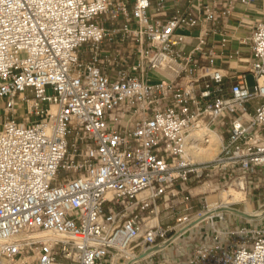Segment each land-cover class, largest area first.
<instances>
[{"label": "built area", "instance_id": "built-area-1", "mask_svg": "<svg viewBox=\"0 0 264 264\" xmlns=\"http://www.w3.org/2000/svg\"><path fill=\"white\" fill-rule=\"evenodd\" d=\"M207 1L162 18L165 0H0V264H138L170 238L155 264H264V216L219 209L264 185V17L224 94L203 46L234 0ZM198 130L210 159L187 148Z\"/></svg>", "mask_w": 264, "mask_h": 264}, {"label": "crops", "instance_id": "crops-1", "mask_svg": "<svg viewBox=\"0 0 264 264\" xmlns=\"http://www.w3.org/2000/svg\"><path fill=\"white\" fill-rule=\"evenodd\" d=\"M189 0H165V10L161 13L164 14L162 18L170 16L177 13V11H182ZM194 2L195 0H191ZM204 3L208 2L203 0ZM151 8H155V0H151ZM264 17V0H234L232 2V7L230 13L224 22H220L214 28L216 33L209 32L207 35L206 43L203 46V52L208 54L209 52L214 54L213 65L220 68L225 76L222 79V86L224 87V94L228 91V86L233 80L230 75L238 74L242 72L244 68V63L241 60L249 58L251 56L250 48L247 44L240 43L236 37H243L249 31L250 26H252L258 19ZM200 29V26L195 25L189 30H180L187 35V40L189 43H178L177 47L183 49L184 53L189 52L196 42V35ZM222 33V34H220ZM233 34V35H232ZM247 74V73H246ZM258 98H253L248 100L244 105L247 112H252L255 105L259 103ZM199 191V188L192 189V192ZM193 207L187 212L193 213L197 208V204L192 201ZM184 211L182 206H177L176 210ZM160 218V223L163 225L172 224L174 221L175 214H167ZM162 213V214H163ZM239 217V216H238ZM242 218V217H241ZM240 219V218H239ZM243 219V218H242ZM170 249V248H169ZM170 251V250H169ZM168 252V250H166ZM161 251L155 254V251L145 257L143 260H150L155 264V255L159 258L166 253ZM139 264V263H138Z\"/></svg>", "mask_w": 264, "mask_h": 264}, {"label": "bare ground", "instance_id": "bare-ground-1", "mask_svg": "<svg viewBox=\"0 0 264 264\" xmlns=\"http://www.w3.org/2000/svg\"><path fill=\"white\" fill-rule=\"evenodd\" d=\"M205 137L207 138L205 139ZM219 142L218 136L212 130H208V134L206 135H203V132L198 130L193 132L189 137L187 148L195 159H210L217 153ZM208 184V182H205L202 187L197 188L199 190L207 189L209 187ZM243 188L244 183L235 182L233 185H229L223 189L219 194L223 205L245 201V191ZM113 264L124 263L123 261L116 260V257H114Z\"/></svg>", "mask_w": 264, "mask_h": 264}, {"label": "rangeland", "instance_id": "rangeland-1", "mask_svg": "<svg viewBox=\"0 0 264 264\" xmlns=\"http://www.w3.org/2000/svg\"><path fill=\"white\" fill-rule=\"evenodd\" d=\"M107 26H110L109 23H106ZM246 80L248 84L251 86L254 83V77L251 73L246 74ZM4 99L0 98V120L4 117L3 114V105H4ZM24 113V109H21L18 112V116L22 115ZM217 198L216 195H209L207 197L208 200H215ZM245 201L242 202H234L231 206L234 208H237L239 210L245 211V212H259L264 209V185L260 189H256L248 193L245 197ZM165 214L163 213L162 216ZM155 262L158 261L159 257L155 255ZM154 262V263H155ZM139 264H153L150 260H143L140 261Z\"/></svg>", "mask_w": 264, "mask_h": 264}, {"label": "water", "instance_id": "water-1", "mask_svg": "<svg viewBox=\"0 0 264 264\" xmlns=\"http://www.w3.org/2000/svg\"><path fill=\"white\" fill-rule=\"evenodd\" d=\"M219 209L229 210V211H231L233 213H236V214H238V215H240V216H242L244 218H249V219H258V218L264 216V209L259 211V212H256V213L245 212V211H242V210H239L237 208L230 207V206H224V207H221ZM170 239H168V240H166V241H164V242H162L160 244L153 245V246L147 248L146 250L140 252L139 255H138V258H141V257L145 256L146 254H148V253H150L152 251H155V250L165 246L170 241ZM128 264H130V262Z\"/></svg>", "mask_w": 264, "mask_h": 264}]
</instances>
